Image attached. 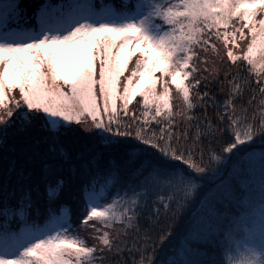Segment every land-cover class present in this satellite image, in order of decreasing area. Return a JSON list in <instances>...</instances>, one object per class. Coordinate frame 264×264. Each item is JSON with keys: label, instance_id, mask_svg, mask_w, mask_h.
I'll list each match as a JSON object with an SVG mask.
<instances>
[{"label": "snow or ice", "instance_id": "6c2138e0", "mask_svg": "<svg viewBox=\"0 0 264 264\" xmlns=\"http://www.w3.org/2000/svg\"><path fill=\"white\" fill-rule=\"evenodd\" d=\"M0 264H264V0H0Z\"/></svg>", "mask_w": 264, "mask_h": 264}, {"label": "trees", "instance_id": "16d2710c", "mask_svg": "<svg viewBox=\"0 0 264 264\" xmlns=\"http://www.w3.org/2000/svg\"><path fill=\"white\" fill-rule=\"evenodd\" d=\"M105 3H109V2H113V0H104ZM116 2H118V0H116ZM137 99H139V97H137ZM135 105V102H133V105H130V108L131 107H134Z\"/></svg>", "mask_w": 264, "mask_h": 264}, {"label": "rangeland", "instance_id": "374dc122", "mask_svg": "<svg viewBox=\"0 0 264 264\" xmlns=\"http://www.w3.org/2000/svg\"><path fill=\"white\" fill-rule=\"evenodd\" d=\"M53 2L55 3V2H58V0H53Z\"/></svg>", "mask_w": 264, "mask_h": 264}]
</instances>
